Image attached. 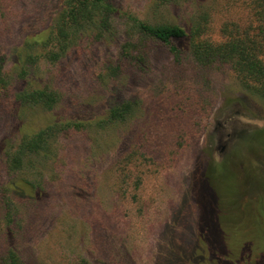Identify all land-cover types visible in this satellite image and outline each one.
Masks as SVG:
<instances>
[{
    "label": "rangeland",
    "instance_id": "obj_1",
    "mask_svg": "<svg viewBox=\"0 0 264 264\" xmlns=\"http://www.w3.org/2000/svg\"><path fill=\"white\" fill-rule=\"evenodd\" d=\"M116 1L150 22L188 25L205 0ZM64 2L0 0L7 72L17 77L24 53L44 47ZM226 10L221 2L211 10L212 39H222V23L233 19ZM120 42L83 38L54 63L28 67L16 90L40 78L61 93L54 110L9 102L0 109L1 162L24 131L54 119L87 123L116 102H138L121 125L62 135L36 199L15 197L24 202L14 243L25 264H264V102L248 96L229 65L199 67L185 52L175 63L159 45L143 68L125 66L114 78ZM0 167V180H10Z\"/></svg>",
    "mask_w": 264,
    "mask_h": 264
},
{
    "label": "trees",
    "instance_id": "obj_2",
    "mask_svg": "<svg viewBox=\"0 0 264 264\" xmlns=\"http://www.w3.org/2000/svg\"><path fill=\"white\" fill-rule=\"evenodd\" d=\"M206 1L209 6L204 5ZM191 2L156 0V6L177 7ZM219 2L223 9L227 7L226 11L233 13V19L222 23V39H212L208 35L211 10ZM119 4L116 0H65L52 27L45 30L44 47L37 52L28 50L24 53L17 77L6 71L0 57V109L9 102L22 111L34 107L54 110L61 100V93L56 88L41 84L40 78L26 81L17 90L15 83L29 75L31 70L28 67L54 63L65 53L69 43L79 45L83 38L101 39L106 35L109 38L118 36L121 41L117 65L109 69L114 78L125 66L143 68L151 45H159L172 54L175 63L187 53L199 67L218 63L229 65L248 96L264 102V0H205L198 5L196 14L191 15L188 25L165 20L150 22ZM122 26L123 37L120 36ZM137 110V101H121L111 105L104 116L87 123L74 118L54 119L35 131H24L6 148L0 165L3 163L6 174L12 177L7 181L0 180V264H25L18 245L14 243L23 234L18 217L24 202L18 204L15 197H25L30 202L36 199L37 191L43 189V170L53 158L54 144L59 138L69 131L86 127L104 130L121 125L133 118ZM126 159L121 161L124 166L129 162ZM211 221L214 223V216ZM217 242L221 245H214L215 248L225 247L224 242ZM225 264L237 262L228 258Z\"/></svg>",
    "mask_w": 264,
    "mask_h": 264
}]
</instances>
